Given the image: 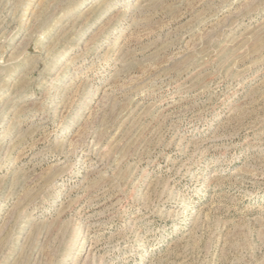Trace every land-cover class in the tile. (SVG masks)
<instances>
[{
    "label": "rangeland",
    "instance_id": "374dc122",
    "mask_svg": "<svg viewBox=\"0 0 264 264\" xmlns=\"http://www.w3.org/2000/svg\"><path fill=\"white\" fill-rule=\"evenodd\" d=\"M0 264H264V0H0Z\"/></svg>",
    "mask_w": 264,
    "mask_h": 264
}]
</instances>
